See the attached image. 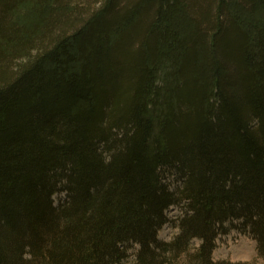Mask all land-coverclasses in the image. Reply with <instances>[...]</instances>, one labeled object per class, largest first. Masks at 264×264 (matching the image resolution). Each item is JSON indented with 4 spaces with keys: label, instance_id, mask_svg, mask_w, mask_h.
Masks as SVG:
<instances>
[{
    "label": "trees",
    "instance_id": "16d2710c",
    "mask_svg": "<svg viewBox=\"0 0 264 264\" xmlns=\"http://www.w3.org/2000/svg\"><path fill=\"white\" fill-rule=\"evenodd\" d=\"M261 9L0 0V264H247L214 259L233 229L264 256Z\"/></svg>",
    "mask_w": 264,
    "mask_h": 264
},
{
    "label": "rangeland",
    "instance_id": "374dc122",
    "mask_svg": "<svg viewBox=\"0 0 264 264\" xmlns=\"http://www.w3.org/2000/svg\"><path fill=\"white\" fill-rule=\"evenodd\" d=\"M253 20L263 21L264 22V10L258 11L256 14H251L250 17ZM171 187L175 189L182 185L178 181L177 176L172 175ZM63 196V195H61ZM60 198V194L54 195V200L56 204ZM182 209L180 206H172L166 213L169 219H176L182 214ZM178 232V228L173 224H166L159 232V238L164 240H170L173 238V235ZM199 242L195 241V245H198ZM135 248L130 250V258L127 264H130L135 258ZM214 259L222 260L227 259L233 262H244L247 264H264V256L259 254L258 243L250 235L239 232L236 229L231 230L228 234H224L218 237L217 247L214 251Z\"/></svg>",
    "mask_w": 264,
    "mask_h": 264
}]
</instances>
